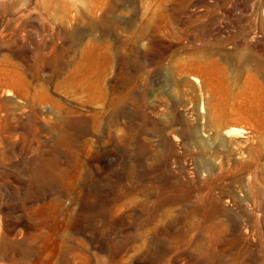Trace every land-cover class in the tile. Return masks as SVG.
Masks as SVG:
<instances>
[{
	"label": "rangeland",
	"instance_id": "1",
	"mask_svg": "<svg viewBox=\"0 0 264 264\" xmlns=\"http://www.w3.org/2000/svg\"><path fill=\"white\" fill-rule=\"evenodd\" d=\"M256 81L264 0H0V264H264Z\"/></svg>",
	"mask_w": 264,
	"mask_h": 264
},
{
	"label": "bare ground",
	"instance_id": "2",
	"mask_svg": "<svg viewBox=\"0 0 264 264\" xmlns=\"http://www.w3.org/2000/svg\"><path fill=\"white\" fill-rule=\"evenodd\" d=\"M227 72H226V70L224 69V78H227ZM197 80H195V82H196ZM255 85L259 88V90L262 92L263 91V88H262V86H261V84L260 83H258L257 81L255 82ZM263 93H264V91H263ZM225 135H231L230 133H228L227 132V134L225 133Z\"/></svg>",
	"mask_w": 264,
	"mask_h": 264
}]
</instances>
